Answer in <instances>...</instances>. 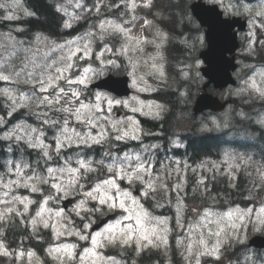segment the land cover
Segmentation results:
<instances>
[{
    "label": "snow or ice",
    "instance_id": "6c2138e0",
    "mask_svg": "<svg viewBox=\"0 0 264 264\" xmlns=\"http://www.w3.org/2000/svg\"><path fill=\"white\" fill-rule=\"evenodd\" d=\"M152 0H143V7L149 8L151 7ZM77 7H80L77 4ZM137 4L135 0H132L130 4L131 9H135ZM97 12H99V7H97ZM9 19L12 17L9 16ZM135 17H133L134 19ZM146 24H151V21H146ZM70 24H65V27H70ZM99 34L98 38L103 40L106 33L112 34H120L124 38V43L122 44L119 55L127 56L130 52H143V46L148 43H155V41H148L138 36H133L131 34V30L125 28L122 24L116 23L114 21H101L98 25ZM92 33H87L86 36L82 39H87L88 42L84 43L82 46L77 41H69L70 45L68 48V52L66 55H63L58 60H52L51 63L48 62V59L42 58V63H38L36 60V53H33L31 57L26 56L25 60L27 62H22L23 67H20L17 70V66L14 63L11 64H0V81L5 82H16L19 80L21 76H26V83L35 82L33 85L32 93L33 97L38 101V105H47L49 108H53L58 112L67 113V117H62V123L60 120L52 121L50 126L59 125L61 128V134L59 136L54 137L55 139V147L54 150L59 153L61 148L72 142V139L75 137L76 139H83L81 134L70 126L69 119H74L78 125L87 124L90 128H97V125L93 119L88 118L85 119V113H90L92 109H95L97 115H99L102 110V102L101 96L99 94L95 95V103L84 102L81 99L82 96V88L79 86H86L89 79L90 73L93 72L91 67L83 68V71L79 74H73L72 69L75 67V61L79 59H84L88 57L91 52V38ZM157 35L161 38V43L164 39H166L163 33L158 32ZM63 49L64 46H59ZM156 47L159 48L160 44H156ZM7 51V49H5ZM105 51L111 52L112 49L107 48L105 45ZM83 52V56H77V53ZM103 52L98 53L96 58L100 59L103 56ZM159 53H157V56ZM153 62L149 65L152 70L150 74L158 73L160 77H163L164 70L163 66L156 63V56L149 57ZM108 64H112L115 66V61L109 60ZM147 63V62H145ZM29 65H31V69H29ZM136 65L133 64V68L135 69ZM187 75V74H185ZM143 81V77L140 78ZM133 85H136V80H133ZM75 86V87H74ZM250 88L253 89L256 93L259 94L262 98H264V88H261L257 85L255 80H252L250 83ZM38 88V92H37ZM140 91H150V86L145 82V87L140 88ZM0 93L7 95L10 99L13 100V105L17 104L16 98L13 96L12 92L9 88L0 89ZM32 98V97H31ZM27 97L25 94H21L19 103L20 107H25V103L23 101L31 99ZM133 101H137L136 97L132 98ZM120 105L122 104L124 107H129V101H121L107 99V107L108 111L112 110L113 104ZM139 107H131L132 112H142V109L147 108L148 111L142 112L143 115H154L156 117L159 116V110L162 108L161 105L155 104L154 102L145 104L143 101H137ZM59 105L57 108L56 106ZM155 110V111H154ZM45 117L44 123H49L46 119L47 113H44ZM260 123H264V120L260 121ZM111 128L113 131L118 132L116 135V140H124V139H140L138 133L141 131L139 122L132 117H128L126 120H113L111 122ZM37 128H33L30 126H21L16 125V127L6 133L3 137L4 140L15 139L17 142L24 140L29 147L40 149L44 157H50V152L53 150L52 146L45 144L43 137V133H38ZM23 133V135H21ZM105 132L100 131L98 135H90L88 139L92 141L94 144L101 143L104 139ZM87 145V144H85ZM152 147H156L153 145ZM147 150V149H145ZM235 158L233 156H229L225 154L224 163L228 169V175L234 178V172L236 169L240 168L238 164L234 163ZM150 162H146L142 159L141 156L135 155L130 156L129 154H125L123 159L120 161V166L115 169L109 165L107 167V172L111 173L113 177H119L121 180H127V182L131 185L133 183H140L144 186L143 196L148 197L149 195L155 193L157 191V183L159 177L156 179H152L153 173L148 166ZM247 163V161H245ZM179 164V162H177ZM78 167H68V168H47V178L33 174V175H25L23 172V168H27V164H12L10 167V172L15 169V176L21 177L25 180L24 187L29 188L31 192H40L41 188L39 185L41 184H49L51 189H54L57 194L63 193L66 195V189L70 186H76L77 188H82L83 185L80 184V180L82 179L84 173L86 171H91L90 163L79 160L77 161ZM187 168L188 166L185 164L184 166ZM200 167H204L203 164ZM218 168V166H216ZM261 169H264V166H261L256 169L258 175L261 174ZM83 170V172L81 171ZM179 171V169H177ZM195 171V169H193ZM59 173V175H58ZM67 174V183L64 182L63 175ZM147 178V179H146ZM2 183V181H0ZM11 183V181H10ZM19 183V181H16ZM199 183L204 184L203 177L200 179ZM177 190L182 188L181 184L175 185ZM165 185L160 184V189H164ZM262 190H264V186H261ZM86 197L85 200H81L76 209L83 210L85 212L95 211L96 209H89L86 207V203L88 200L97 201L99 205H107L112 209L119 208L127 215L123 216V221H134L133 223H127L122 226V220H117L115 224H109L106 228L101 232H96L91 236V248H85L84 254L80 256V264H85L89 258H91V264H100L103 258L97 252V248L105 246V244H124L128 245L130 243H135L138 247H144L147 245L155 246L154 239L159 240L160 243H167V233H168V221L166 218L154 217L156 220V226L148 227L145 223L151 217V213L141 204L140 200L132 195L131 191L124 190L121 188L117 179L107 178L102 181V183H97L91 191H86L83 193ZM16 199L24 208H29L31 204L34 203L33 200L28 197L18 196ZM54 197L49 194L46 198L43 199L40 204L38 210L36 211V218L31 220L32 225L35 227L38 223L42 224L44 228L51 227L53 232L57 237L65 235V231L62 229H66V225L57 221L55 224H50L49 220L51 219V214L53 210L47 207L50 200H53ZM179 203V202H178ZM76 211V210H75ZM11 213V209H9ZM180 207H177V213L179 214ZM253 213V209H230L224 213H213L211 210H206L201 217V221L195 225L190 226V232L195 231L196 228H206L208 232V237L204 236L203 231H201L199 241H189L186 245V251L191 254L194 245L198 243L200 248V255H214L219 258L218 253L221 245L227 240V230L230 228L235 230L238 228L237 222H243L246 218L250 217ZM45 214H49L47 217ZM76 215H80V211H76ZM54 216L56 218H63L64 213L62 210H58L54 212ZM217 217L215 220L211 219V217ZM4 219L2 213H0V221ZM256 222L264 226V206H261L256 211ZM91 222L84 224L83 228L88 229L90 227ZM177 224L179 225V219H177ZM215 224V230H213L211 225ZM159 226H164L163 228ZM163 233L161 235L160 233ZM68 235H74L79 238V240H88L89 237L84 235L82 231H67ZM233 234L235 231H233ZM214 238L215 243L209 247L208 239ZM146 242V243H145ZM178 244L182 243V241H177ZM3 248V245H0V249ZM76 248L75 244H63L59 247L50 249L51 253L63 254L65 257L72 259L75 258L76 253L74 252ZM2 254L7 255L8 253L5 251ZM30 256H34V253H29ZM60 259L59 256L55 257ZM60 264H63V260L60 261ZM199 264V261H197Z\"/></svg>",
    "mask_w": 264,
    "mask_h": 264
},
{
    "label": "rangeland",
    "instance_id": "374dc122",
    "mask_svg": "<svg viewBox=\"0 0 264 264\" xmlns=\"http://www.w3.org/2000/svg\"><path fill=\"white\" fill-rule=\"evenodd\" d=\"M7 2L11 6L8 7L7 9L0 8V18L1 19H7V20L19 19L20 18V15H19L20 14V1L19 0H7ZM135 2H136V4L137 3H143V0H135ZM216 2L222 4V7L224 9H227L230 12H235L234 6L232 5L234 2L232 0H216ZM262 3H264V2H259L256 6H248L245 3H240V4L242 5V7L244 5H247L249 8H258ZM77 4H79L80 7H77ZM61 9L65 13V16L67 18L66 23L70 24V25H74V24L76 25V23H78L80 20H84L85 16L89 12L88 8H86V9L83 8V3H82L81 0H65V2L63 3V6H62ZM22 12L24 14H27V12L25 10H23V9H22ZM9 16H11L12 18L9 19L8 18ZM258 25L260 26L259 29H262L264 31V27H262L260 25L259 20L257 19V24L255 26H258ZM255 26H252V27L255 28ZM88 27H90V26L85 27V30H87ZM97 29L99 30L98 27L93 29V30L92 29L91 30L88 29L86 31V33H84L83 35H78L76 37H73L72 39H69V41H77V42H79V44L82 46L84 43L88 42L87 39H82V38H84L87 33H92L93 34L92 38H91V49H92L91 54L88 57L84 58V59L76 60L75 61V67L72 69V73L73 74L81 73L83 71V68H85V67H91L93 69V72L89 74L90 75V79H89L87 85L86 86H81V87H88V85L90 83L96 81L99 77L105 75L106 72H108L111 67H117L118 66L117 62H115V66H113L112 64H108L107 63V61L112 60V59L109 58V54H111V52L105 51V47H103L101 49H97L95 47V40H97V37H98V34H99V31H97ZM104 39H105V36H104ZM0 40L4 41L6 43V45H11V46H8V47L5 48V49H7V51H5V50L4 51H0V64H11V63H14L17 66V70H19L20 67H23V63L22 62H27L25 60L26 56L31 57L33 53H36L37 54L36 60H37L38 63H42L43 62L42 58L48 59V62L51 63L52 60H54V59L58 60L63 55H66L67 52H68V48L70 46L68 44L69 41H66L64 43H58V42L51 41V43H52L51 44L50 40H43V41L37 42L33 47L27 48L28 51L27 50H21L19 48V42L14 37L9 36L7 33L1 32V31H0ZM61 45L64 46L63 49H61L59 47ZM107 48H109V47H107ZM255 49H256V43L254 41H251V43L250 42L247 43L246 49L243 52L252 53V52H254ZM258 49H260L262 51V54H264V42L260 43ZM101 52L104 53L103 56H101L100 59H97L96 58L97 54L101 53ZM118 53H119V51H118ZM134 55H135V52H130L126 57L129 60H133V56ZM77 56H83V52L77 53ZM84 60H87V63L83 64ZM135 60L133 61V64H135L136 67L133 70L132 77L136 80V84H137L138 87L143 88L141 86H142V84H145V82L147 84L151 83L152 82L151 81V77H153V78H155L157 80H160V81L164 80V75H163V77H160L158 75V73H154L155 75L154 74H150L151 71H152L150 69V67H149V65L152 62L151 59H149V58L138 59V62L135 61ZM145 62H147V63H145ZM29 69H31V65H29ZM244 72H245V69L244 68L241 69V71L239 73L240 77H243V78L245 77V73ZM100 73H103V75H100ZM261 75H262V77H264V74H261ZM137 77H140V78L143 77V81H141V79L137 80ZM26 79H27L26 76H21L19 78V80L16 81V82H7L9 84H11V83L15 84L16 83L18 88L14 87L12 85H9V87H7V86L4 87V88H9L10 91L12 92L13 96L17 100V104L14 106L13 105V100L10 99L7 95L3 94V96L7 99V106L9 107V111L13 112V111L19 110L20 108H27L28 110H32V112H34L35 114H37L39 116H43V114L46 113L47 110H53V108H49L47 105H37L34 102L35 98L32 96V94H33L32 90H26V89H23V88L20 87V85H22V84L30 85V86L34 85V83H35L34 81L30 82V83H26L25 82ZM253 80H255V78H253ZM243 81H247L248 82L247 87H248L249 91H252L253 89H251L250 86H249L250 83L252 82V79L251 80H243ZM132 87H133V83H132ZM243 88H244V84L241 86V88L239 87V89L237 88L236 90L229 91L227 93V97L230 96V97H235V98H241L240 96L242 95V89ZM133 89L136 92H138L136 87H133ZM37 92H38V88H37ZM21 94H25L27 97H32L31 99L23 101V103L28 105L27 107H20L19 106V103H21V101H20ZM244 94H246V93H244ZM256 95L258 96L259 94L258 93H252V96H254V97H251L250 99H256V97H257ZM109 97H111V96H109ZM136 98L138 99V97H136ZM114 100L115 99H113V101ZM256 100L259 101L258 99H256ZM123 101H125V100H123ZM126 101H129V104H130L129 107H124L122 104L117 105V106H119V107L123 106L128 111H130L131 107H133V106L139 107V105L137 103L138 100L137 101H133L131 99V100H126ZM92 102H95V99ZM115 105L116 104L114 103L113 107H112V110L108 111L107 100H105L102 103V110H103L104 115L105 116H111L114 120H116L115 119V108H114ZM235 108H237V107L234 106V108L232 107L230 110L224 112L223 114L214 116V117H212L210 119L215 118L218 123L223 125V129L225 127H230L231 124L234 121V113L236 112ZM124 120H126V119H124ZM74 122L76 123L75 120H74ZM0 124L2 126L4 125V119H2V117H0ZM18 124L21 125V126L28 125L30 127L36 128L35 126L29 125V124H26V123H18ZM18 124H15L12 127H10L4 133V135L6 133L12 131L16 127V125H18ZM76 130L80 131V132H84V131H87L88 129L85 128L83 125H80V127H76ZM90 130H91L92 135H98V133L100 132L99 127L91 128ZM105 131L106 132L109 131V128H106ZM39 132H41V131L39 130L37 134H39ZM111 134H116V133L112 132ZM21 135H23V133H21ZM42 138L44 139L45 144H48L45 141L44 134H43ZM10 140H12L14 142H17L15 139H10ZM21 141L25 142L24 140H21ZM48 145L52 146V149H53L50 152V156H51L53 154V152H56L54 150L55 145H51V144H48ZM73 145H77V144H73ZM129 155L134 157L137 154H132V155L129 154ZM124 156L125 155H121V156L113 155L112 156V160H113L114 157L123 159ZM139 156H141V155H139ZM111 162L112 161L107 162L105 164H108V163H111ZM149 167H150V170L153 173V178H155V177H163L162 175L154 174L153 166H149ZM212 168L217 169V173H218V175H220L221 169L219 167L216 168V167L212 166ZM174 169H179V171L173 172L172 171L173 169H170V170L163 169L162 172L163 173H166V172L167 173H171V174L175 175L176 177H178V175L181 173V168L180 167H175ZM23 172L25 173L24 169H23ZM25 175H26V173H25ZM4 177H5V179H8V180H15L16 179L15 169L13 168V170L11 172L7 171V173L5 174ZM111 178L117 179V181H122L119 177L111 176ZM201 178H202L201 174H200V172H198V179H197L198 183H199ZM63 179H64V182L67 183V174L66 173L63 175ZM203 179H204V182H205V178H203ZM125 181L127 182V180H125ZM163 183L165 185V188L164 189L157 188V191H159V190L169 191L171 189V186H169L168 182L166 181V179L164 177H163ZM176 184H178V183H176ZM179 184H182V186H183V183H179ZM200 186L203 187V184L202 185L200 184ZM121 188L124 189L123 187H121ZM21 190H26L27 193H21ZM29 193H32L29 188H25V187L14 188V194L19 195L21 197H28ZM29 199H31V198H29ZM160 202H161V209L166 207V210H167L171 206L172 208L177 210V207L179 206L180 210H182L184 212L190 211V214H196L198 218L200 216L202 217V215H203V214L201 215L200 212H205L206 211L205 208H202L198 204L197 205H193V204L189 205V204H182V203L174 204V202H171V203L168 204L164 200H161ZM152 203L155 205V202H152ZM49 205H50V203H48L47 207H49ZM101 206H105L106 207V209H107L106 213L107 214L108 213H115V212L122 211L119 208H116V209H113V210H109L107 205H99L97 201H95V203L87 201V203H86V207L89 208V209H97V208H99L101 210ZM261 206H264V204H261L260 202H258L256 207L252 206L251 207V209H253L252 215L250 217L246 218L245 221H243V222H237L238 225H239L237 229L232 230V229L229 228L232 232L235 231V233H237V235L231 240H226L221 245L219 253H218L219 258H217V256H214V255H206V254L205 255H200V254H198L199 263L208 262V264H221V262L222 261H226L227 258L230 259V258L234 257V253H230L229 255L226 254V250L229 248V245L232 242H237L238 240H243L244 242H248L250 237H252L253 235H257V233L261 234L262 232H264V226H261V225H260V229H261L260 231H255L254 230V222L256 221V211ZM0 207H2V206H0ZM18 207L20 209L23 208L22 205H19ZM74 209L76 211H83V210L76 209V207ZM193 210H196L198 212H195ZM90 212L94 213V214L97 213V211H90ZM13 214L14 213H10L9 217H11ZM45 215H49V214H45ZM125 215H127V213H125ZM216 218L217 217H215V216L211 217V219H216ZM126 222L127 221H123L122 220V226L126 225L125 224ZM133 224H135L134 221H133ZM195 225L196 224H193V223L190 222L188 224V226H187L186 233H184V232H182L180 230V226L176 223L177 230L180 233V238L178 239V241H182V243H180V244L177 243V245L179 246L178 249H182V250L185 251L186 245L189 242L188 234L190 232V226H195ZM147 226L151 227V226H155V225H147ZM210 227H212L213 230H215V226L214 225H211ZM196 231H206V230H203L201 228H196L195 231H193V232H196ZM214 243H215V239H208L209 247H211ZM112 245L113 244H105V246L99 247V251L104 249V248H108L109 246H112ZM3 252H4V249L3 248L0 249V254H2ZM185 254L188 255L187 251H185ZM255 256H256V254L253 252V250H251V252L246 254V256L244 257V264H248L247 263L248 261H250L249 264H264V256H263V259H262L261 262H258L257 260H255ZM216 259H219V261L215 263L214 260H216ZM101 264H122V263L120 261H116L115 260L114 262L113 261H111V262L102 261Z\"/></svg>",
    "mask_w": 264,
    "mask_h": 264
},
{
    "label": "clouds",
    "instance_id": "9594fccd",
    "mask_svg": "<svg viewBox=\"0 0 264 264\" xmlns=\"http://www.w3.org/2000/svg\"><path fill=\"white\" fill-rule=\"evenodd\" d=\"M10 6L11 5L7 2V0H0V8L7 9ZM240 12H241V15H246L249 18L252 26H255L257 24V18H259L260 25L262 27H264V3H262L258 8H249L247 5H244L241 8ZM8 46H11V45H6V43L4 41L0 40V51H4L5 48ZM100 75H103V73H100ZM137 80H140V77H137ZM247 85H248V82L245 81L244 82V88L242 89V94L247 93L249 95V97L251 98L252 94L249 91ZM133 87H136V85H133ZM260 87L264 88V82L261 83ZM84 91L85 90L82 89V94L84 93ZM96 94H99L101 96V102L102 103L109 98L112 100L114 99L113 97H109L108 94L104 93V92H97L94 95H96ZM32 96H33V94H32ZM256 99L264 100V98H262L261 96L256 97ZM34 102L38 105V101L36 99ZM89 103L94 104L95 102L90 101ZM27 106L28 105L25 104V107H27ZM161 110L163 111L164 109H161ZM61 113H63V112H61ZM64 114H66L65 118H68L67 113H64ZM234 115L239 116V117H243L244 113L242 111H236L234 113ZM88 118L93 119L94 122L97 125H99L100 131L105 132V136L103 139L104 141L108 140V137L112 132H115L116 135L119 134L118 132L113 131L111 128V122L114 120L111 116H105L103 112H101L99 115H97L95 112V109H92V111L90 113H85V119H88ZM260 125L262 128H264V123H260ZM25 126H28V125H25ZM83 126L88 129L87 131H84V132L78 131L81 134V137L83 139L82 140L76 139L74 137L72 139V142L70 144H68L69 146H71L73 144H89V143H92V141L90 139H88V137L90 135H92L91 130H90L91 128L87 124H83ZM106 128H109V131L106 132L105 131ZM221 130H222V125L220 123H218L215 118L210 119L207 122H201L200 127H199L200 132H213V131L219 132ZM60 134H61V132H60ZM171 143L175 146H178V147H184V145L181 144L177 139H173L171 141ZM157 146H159V145H157ZM260 148H261V151L264 152V143H262L260 145ZM108 155H111V152H109ZM48 158L51 159V157H48ZM234 158H235L234 163L238 164L240 167L241 166L248 167L252 163L250 156L245 157L243 155L237 154L236 156H234ZM79 160H83V159H77L76 163ZM121 160L122 159H120V158L114 157L112 162L108 163V164H105L103 160H100V161H97L95 167H93L92 159H88L86 162L90 163L92 170L86 171L82 178L86 177L89 173L96 172L97 169L100 167H106L107 168L109 165H111L115 169L116 167L120 166ZM83 161H85V160H83ZM245 161H247V163H245ZM208 163H211L213 167L218 166L215 162H212V161H209ZM68 167H70V166L66 163L65 166L61 167V168H68ZM57 169H59V168H57ZM8 171L10 172V169H8ZM172 171L177 172V169H173ZM58 175H59V173H58ZM254 178L259 182L260 186H264V169H261L260 175H258L256 172ZM152 179H156V177L155 178L152 177ZM0 181H2V183H0V206H2V207H0V213L3 214L4 219L9 218V214H10L9 209H11V213H16L17 215H23V214L28 213L29 208L23 207L22 209H20L18 207L19 205H21L19 203V201L16 199V197H18L19 195L14 194V188L24 187L25 180H23L21 177H16L15 180H8V179H5V177L0 176ZM10 181H11V183H10ZM16 181H19V183H16ZM160 184H164L163 183V177H159V180L157 183V188H160ZM79 190H80L79 188H76L74 186L67 187L65 196L72 195V194L78 192ZM260 202H261V204H264V196L261 197ZM237 208H239V207H237ZM108 209L113 210L110 207H108ZM73 211H75V209H73ZM95 211L100 212L101 210L99 208H97ZM101 214H103V213L101 212ZM154 217H156V216L151 215V217L145 221L146 225H155L156 226V220L154 219ZM213 220H215V219H213ZM179 223H180V220H179ZM213 225L215 226V224H213ZM159 227L163 228L164 226H159ZM201 229L206 230V231H203V233H204V236L207 238L208 237L207 229L206 228H201ZM254 230L255 231L261 230L260 225L256 221L254 222ZM169 231H170V229L168 230V232ZM160 234L163 235L162 232ZM200 235H201V231L189 232L188 240L198 242L200 239ZM236 235L237 234H233V232L230 229L227 230V240L233 239ZM210 239H214V238H210ZM237 242H244V241L238 240ZM154 244H155L154 247H159L160 244H162V243H160L159 240L154 239ZM185 251H186V248H185ZM199 252H200V248H199V245L197 243L196 245H194L191 254H189L187 252L188 257H186V258H189V257L192 258L194 260V264H197V261H199V259H198ZM63 264H67V262L63 261ZM169 264H170V262H169Z\"/></svg>",
    "mask_w": 264,
    "mask_h": 264
},
{
    "label": "water",
    "instance_id": "95a60500",
    "mask_svg": "<svg viewBox=\"0 0 264 264\" xmlns=\"http://www.w3.org/2000/svg\"><path fill=\"white\" fill-rule=\"evenodd\" d=\"M198 3L193 6V12L202 26L207 27V39L210 46L208 53L210 64L214 66L213 79L216 81L217 87L227 86L232 81L230 70L234 69L232 60L227 58V54H233L238 47L236 33L233 29L236 27V22L230 19H223L222 12L217 6H206ZM125 82L126 80H116ZM114 82L108 78L97 84L98 87L108 86ZM210 100V99H209ZM213 102V101H212ZM199 105H210L207 99L202 98L198 101ZM252 246L264 248V239L255 238L251 242Z\"/></svg>",
    "mask_w": 264,
    "mask_h": 264
},
{
    "label": "trees",
    "instance_id": "16d2710c",
    "mask_svg": "<svg viewBox=\"0 0 264 264\" xmlns=\"http://www.w3.org/2000/svg\"><path fill=\"white\" fill-rule=\"evenodd\" d=\"M165 3L168 5L169 9H183L185 6L187 7L189 0H165ZM30 6L34 9L37 18L33 19L38 28L47 29L48 31H58V27L56 25V13L52 5L47 3V0H29ZM3 151L0 150V161L3 160L4 154ZM242 187L246 188V185L242 184ZM245 196V192L241 191L240 188L236 191H231L227 194V202H229V206L231 204H235L237 201L242 200ZM245 251L248 248H243ZM240 260V259H239Z\"/></svg>",
    "mask_w": 264,
    "mask_h": 264
},
{
    "label": "flooded vegetation",
    "instance_id": "af4514ba",
    "mask_svg": "<svg viewBox=\"0 0 264 264\" xmlns=\"http://www.w3.org/2000/svg\"><path fill=\"white\" fill-rule=\"evenodd\" d=\"M90 236H92V234H90ZM71 242H73V244L76 245V248H75L76 249L75 259H76L77 262H72V263H69V264H80V256L84 254V249L88 248L89 242L81 243L80 241L76 240L75 238H73V240ZM50 249H52V248L47 247V252L48 253H50V251H49ZM37 250H38V248H37ZM131 256L133 257L132 254H131ZM132 257L128 256V261L127 262L125 261V263L126 264H149V262L151 260H153L152 258L149 259L148 257H146L144 254H141L140 256H135L136 257V261H134L132 259ZM46 264H52V262H50V259H48L46 261Z\"/></svg>",
    "mask_w": 264,
    "mask_h": 264
}]
</instances>
